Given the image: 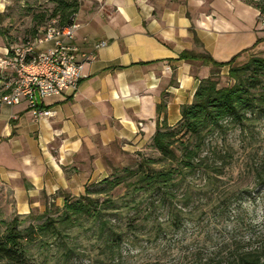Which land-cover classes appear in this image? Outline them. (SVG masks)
<instances>
[{
	"label": "crops",
	"instance_id": "obj_1",
	"mask_svg": "<svg viewBox=\"0 0 264 264\" xmlns=\"http://www.w3.org/2000/svg\"><path fill=\"white\" fill-rule=\"evenodd\" d=\"M77 2L71 42L92 56L77 89L42 100L54 112L48 119L34 120L24 102L0 109V187L23 212L62 203L63 194L82 195L107 176L115 152L150 141L162 120L178 122L211 70L181 52L217 62L235 55L241 61L245 50L264 58L258 10L241 0ZM99 42L105 45L94 48ZM10 45L0 37V54Z\"/></svg>",
	"mask_w": 264,
	"mask_h": 264
},
{
	"label": "rangeland",
	"instance_id": "obj_2",
	"mask_svg": "<svg viewBox=\"0 0 264 264\" xmlns=\"http://www.w3.org/2000/svg\"><path fill=\"white\" fill-rule=\"evenodd\" d=\"M0 37L7 43L20 44L25 39L39 36L35 31L33 15H41L39 30L47 27L53 4L48 0H0ZM258 23V18H257ZM254 55L241 53V61ZM1 75V74H0ZM5 76V75H1ZM219 87L230 86L227 74L215 77ZM212 148L218 156L210 155L209 162L219 168V174L210 182L195 174L190 182L192 195L188 204L182 201L172 207L178 221L157 210L141 223L135 233L122 227V242L110 252L96 237L92 224L64 229L54 237L28 249L31 264H241V255L256 252L264 255V118L246 122L239 131L229 127L222 139L213 140ZM141 157L159 158L151 141L132 151L115 152L109 160L106 177L114 179L125 169L136 166ZM89 183V191L95 186ZM85 190V189H84ZM85 192V191H84ZM83 192V194H84ZM124 192L119 186L95 195L98 199H117ZM62 203L48 201V205L23 212L12 193L0 187V228L2 222L16 218L20 229L28 224H40V215L46 210L56 217ZM4 264V263H0Z\"/></svg>",
	"mask_w": 264,
	"mask_h": 264
},
{
	"label": "trees",
	"instance_id": "obj_3",
	"mask_svg": "<svg viewBox=\"0 0 264 264\" xmlns=\"http://www.w3.org/2000/svg\"><path fill=\"white\" fill-rule=\"evenodd\" d=\"M53 4L49 21L57 27H66L73 23L79 4L77 0H48ZM243 3L264 12V0H241ZM41 15H33L35 31ZM26 40V39H25ZM24 40V41H25ZM246 51V50H245ZM243 51V52H245ZM183 60H200L210 65L207 78L199 80L192 101L180 109V119L173 126L164 120L157 124L151 138V146L159 153V158L141 157L133 168L117 175L91 184L95 186L79 196L63 194L62 207L53 217L48 210L40 215V224H28L20 229V222L14 218L2 222L0 228V263L31 264L28 261V249L42 242L43 238L59 235L60 226L69 229L81 226L82 222L93 225L96 237L105 249L113 252L122 242V227L135 233L140 224L151 218L161 209L174 218L177 227V215L172 207L183 200L189 203L190 182L195 174L205 181L218 175L219 168L210 163V155L218 156L212 148L213 140L222 139L229 127L239 131L246 122L264 118V58L250 56L242 64L236 63L238 55L226 62H217L206 53L194 54L183 51L179 56ZM222 67H227V75L232 84L219 87L216 76ZM122 186L124 192L117 199H98L106 190ZM241 264H264V255L249 252L241 255Z\"/></svg>",
	"mask_w": 264,
	"mask_h": 264
},
{
	"label": "built area",
	"instance_id": "obj_4",
	"mask_svg": "<svg viewBox=\"0 0 264 264\" xmlns=\"http://www.w3.org/2000/svg\"><path fill=\"white\" fill-rule=\"evenodd\" d=\"M257 18L264 27V12H258ZM54 23L39 30V36L12 44L0 54V74L5 75L0 82V109L24 102L34 120L48 119L54 112L43 108L42 100L77 89L83 66L92 56L71 42L78 27L75 20L66 27ZM43 43L51 46L40 50ZM104 45L99 42L94 48Z\"/></svg>",
	"mask_w": 264,
	"mask_h": 264
}]
</instances>
